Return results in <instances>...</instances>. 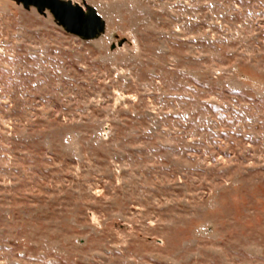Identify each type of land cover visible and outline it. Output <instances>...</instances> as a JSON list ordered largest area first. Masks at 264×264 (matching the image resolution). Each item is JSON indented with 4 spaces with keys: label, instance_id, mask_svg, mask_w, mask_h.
<instances>
[{
    "label": "rangeland",
    "instance_id": "obj_1",
    "mask_svg": "<svg viewBox=\"0 0 264 264\" xmlns=\"http://www.w3.org/2000/svg\"><path fill=\"white\" fill-rule=\"evenodd\" d=\"M0 0V264H264V0Z\"/></svg>",
    "mask_w": 264,
    "mask_h": 264
},
{
    "label": "water",
    "instance_id": "obj_2",
    "mask_svg": "<svg viewBox=\"0 0 264 264\" xmlns=\"http://www.w3.org/2000/svg\"><path fill=\"white\" fill-rule=\"evenodd\" d=\"M23 6H33L38 12L48 10L67 32L82 39H92L104 30V21L96 10L71 0H13Z\"/></svg>",
    "mask_w": 264,
    "mask_h": 264
}]
</instances>
